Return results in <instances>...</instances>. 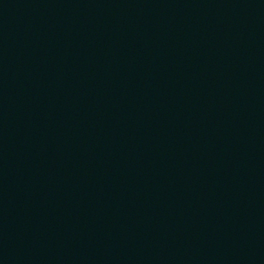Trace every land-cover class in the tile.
Here are the masks:
<instances>
[{
    "label": "water",
    "instance_id": "water-1",
    "mask_svg": "<svg viewBox=\"0 0 264 264\" xmlns=\"http://www.w3.org/2000/svg\"><path fill=\"white\" fill-rule=\"evenodd\" d=\"M0 264H264V0H0Z\"/></svg>",
    "mask_w": 264,
    "mask_h": 264
}]
</instances>
